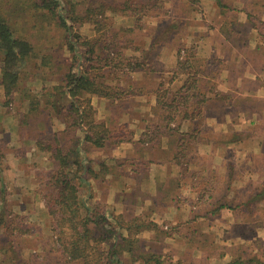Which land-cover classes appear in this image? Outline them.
I'll return each mask as SVG.
<instances>
[{
  "label": "rangeland",
  "instance_id": "1",
  "mask_svg": "<svg viewBox=\"0 0 264 264\" xmlns=\"http://www.w3.org/2000/svg\"><path fill=\"white\" fill-rule=\"evenodd\" d=\"M43 1L0 0V21L7 26L11 38L17 39L18 48L25 46L26 50L25 56L5 71L11 65L0 48V264H72L73 261L121 264L125 259L126 264H133L127 257L121 260L117 250H113L111 238L124 239L110 223L115 221L113 215L109 217V211L103 207L89 206L86 188L81 189L88 166L85 137H93V144L88 143L99 148L107 141L126 139L128 135L121 131L110 134L103 124L95 123L96 102L92 95L97 94L81 92L75 99L64 97L62 93L68 91V88L62 91L64 81L68 74L78 78L88 76L103 94H108L101 97L121 99L120 106L131 109L124 96L133 90L132 85L137 86L134 90L145 89L161 78L158 101L162 98L163 101H156L151 115L155 120L159 118V122L166 121L167 130L175 133L182 121L191 123L184 131L185 136L176 139L177 148L188 153L190 146H196L197 137L208 142L207 137L212 136L207 128L209 122L222 117V111H218L219 98L216 103H207L197 96L198 90H209L213 85L197 82L194 75L207 62L214 65L213 72L218 70L213 60L215 54L210 52L209 58L202 55L203 48L210 47L207 25L202 19L209 2L215 3L217 11H231L225 5L232 4V0H45L59 2L56 15H50L42 7ZM236 3L243 7L249 3L248 10L255 12L263 8L264 0H236ZM230 11L225 14L229 15ZM247 20L264 32V16L252 13ZM162 57L170 60L173 75L185 72L189 79L183 86L190 89L187 93L185 89L179 91L182 94L178 99L163 95L166 74ZM183 62L188 63L184 70L179 67ZM7 75H13L14 79ZM194 88L196 94L192 91ZM260 133L264 134L262 128H250L248 134ZM97 140L101 146L94 144ZM195 157L191 154L177 163L189 171ZM226 162L195 159L203 172L187 175L184 181L187 190H195L196 194L193 199L185 195L189 200V207H185L189 214L209 218V214L217 216L225 209L226 203L222 201L210 213L206 204L216 190L219 196L224 193L227 181L217 178L212 167H228L231 160ZM62 181L68 184H61ZM76 196L77 206L73 203ZM173 199L183 204L178 197ZM252 215V218L257 216L254 211ZM85 219L88 232L79 238L84 228L75 230V227ZM170 222L166 220L161 225L159 235L172 236ZM200 227L204 238L202 249L224 254L227 247L224 228L217 232L218 241H215L207 225ZM128 228L132 234L135 226ZM251 230L256 231L257 226L252 225ZM128 236L125 247L132 243L137 249ZM258 238L248 242L247 247L248 259L254 264L264 261V239ZM138 241L139 246L146 245L144 240ZM170 249L164 255H151L150 264H198L193 259L181 260L174 253L178 252L175 241ZM253 254L261 256L257 260Z\"/></svg>",
  "mask_w": 264,
  "mask_h": 264
},
{
  "label": "crops",
  "instance_id": "2",
  "mask_svg": "<svg viewBox=\"0 0 264 264\" xmlns=\"http://www.w3.org/2000/svg\"><path fill=\"white\" fill-rule=\"evenodd\" d=\"M231 3L225 5L231 11H217L215 3L209 2L207 14L202 19L207 25V41H210V47L203 48L202 55L209 58L210 52L215 54L216 59L213 60L218 70L213 72L214 65L207 62L203 70L194 75L197 82H212L213 85L209 90H198L197 96L207 103H216L219 98L221 105L218 111H222L220 119L216 117L208 124L212 135L207 137L208 142L197 137L196 146H190L188 153L183 152L177 148L176 139L185 136L184 131L191 127V123L182 121L175 133L167 130L166 121L161 120L160 124L159 118L155 120L151 115L159 99L161 78L154 86L145 89L134 90L137 86L132 85L133 90L124 96L131 109L121 107V99L92 95L96 102L95 123L103 124L110 134L121 131L128 135L126 139L110 138L111 141L99 148L84 142L88 166L81 187L86 188L89 206L103 207L109 211V217L113 215L115 221L110 223L124 239L111 238L114 243L111 245L114 251L122 252L117 253L121 260L127 257L133 264H139V261L150 264L151 255L169 253L175 241L178 252L174 253L181 260L193 259L198 264H254L248 259L250 251L247 247L248 242L259 236L264 239V134L251 136L248 133L250 128L264 130V32L247 18L252 13L257 17L264 16V4L260 11L250 12L249 3L245 7L236 0ZM228 11L230 14H225ZM161 60L166 74L163 89L167 94L163 95L181 94L179 91L189 80L187 74L173 75L168 64L170 60L165 61L164 57ZM186 153L195 155V159L209 158L212 163L217 159L222 164L231 160L228 167H212L217 178L223 177L227 181L223 195L219 196L216 190L206 204L211 213L220 207L219 203H226L225 209L217 216H211V213L209 218H203L189 214L185 208L189 207L185 195L193 199V194H196L195 190H187L184 181L187 175L203 172L195 159L189 171L177 163V160L188 156ZM176 197L183 204L176 203L173 199ZM253 211L257 216L252 218ZM166 220L171 221L169 226L174 232L170 237L158 234ZM132 224L135 229L131 234L128 226ZM201 224L208 226L207 230L212 231L209 235H213L212 240L214 238L215 241H218L217 232L224 228V240L227 242L224 254L218 250L208 252L202 249ZM252 225L257 226L256 231L251 230ZM128 235L137 249L131 246L132 243L125 247ZM138 239L144 240L146 245L139 246ZM260 256L253 254L255 258ZM126 261L122 260L121 264H126ZM258 264H264V261Z\"/></svg>",
  "mask_w": 264,
  "mask_h": 264
},
{
  "label": "trees",
  "instance_id": "3",
  "mask_svg": "<svg viewBox=\"0 0 264 264\" xmlns=\"http://www.w3.org/2000/svg\"><path fill=\"white\" fill-rule=\"evenodd\" d=\"M43 5L44 6H42V7H45V9H47V12L50 15H56L55 11H56L57 8H59V2L58 1H53L51 3L50 2L46 3V1L44 0L43 1ZM62 21H63V19H62ZM61 23L63 24V22H61ZM18 43L19 42L17 41V39L11 38V33H9V30L7 29V26L3 22L0 21V48H2L3 52L5 53V56H6V59H7V64L9 66L11 65V67L6 68L5 71L11 70L14 67L12 65H14V63L18 62L19 60H21L25 56V53H26V50H24L25 46H20L18 48ZM28 51H29V49H28ZM25 58L28 59L29 57L26 56ZM179 67L182 70H184V69H186L188 67V63L187 62H183V63H181L179 65ZM5 73H7V72H5ZM183 73H185V72H183ZM68 75L66 76L67 79L64 81V83H65L64 84V88H62V91L64 89L66 90L68 88L67 92H63L62 93L64 95V97L66 95H68L69 98L75 99V98L78 97L79 94L82 95L81 92L97 94L99 96H107L108 95L106 93L103 94V91L98 88V85H95L96 83L94 82V80L90 79L88 76L84 77V78H81V77L78 78L75 75H71V74H70V76H68ZM7 76L9 78H13L14 79L13 75H7ZM81 87H83V88H81ZM183 89H185V92L187 93L188 92L187 89H190V88L183 86ZM9 93H10V90L7 88L6 95H8ZM181 94H179V95H181ZM177 97H178V95H175V99H178ZM161 101H158V103L161 102ZM182 104L183 103H181V105ZM102 139H100V140H102ZM85 140L88 141V142H91L93 144V137L86 136ZM100 140L94 141V144L96 146H101L102 144H101ZM66 161L67 160H65V165L68 164V163H66ZM63 176H65V175H61V177H63ZM61 184L67 185L68 182L62 181ZM72 190L76 193V190H74V189H72ZM73 199L75 200V202H73V203L76 204V206H77L78 203L76 201L78 200V197L77 196L73 197ZM71 219H74V218H71ZM87 221L88 220H86V219L83 220V221L80 220V222H79L80 226L75 227V230H77L79 227L80 228H84V233L79 234L78 235L79 238H84L85 234H87V232H88V228H86V226H87L86 223H88ZM71 246H75V244H71ZM73 248H72V251H73ZM113 255H115V254H113Z\"/></svg>",
  "mask_w": 264,
  "mask_h": 264
}]
</instances>
